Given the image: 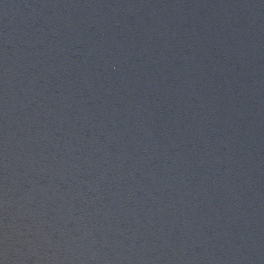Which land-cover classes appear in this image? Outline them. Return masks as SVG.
I'll return each mask as SVG.
<instances>
[{"label":"water","instance_id":"1","mask_svg":"<svg viewBox=\"0 0 264 264\" xmlns=\"http://www.w3.org/2000/svg\"><path fill=\"white\" fill-rule=\"evenodd\" d=\"M0 264H264V0H0Z\"/></svg>","mask_w":264,"mask_h":264},{"label":"clouds","instance_id":"2","mask_svg":"<svg viewBox=\"0 0 264 264\" xmlns=\"http://www.w3.org/2000/svg\"><path fill=\"white\" fill-rule=\"evenodd\" d=\"M7 241H8V232H7V225L4 226V233H3V242L5 245V251L7 252Z\"/></svg>","mask_w":264,"mask_h":264}]
</instances>
